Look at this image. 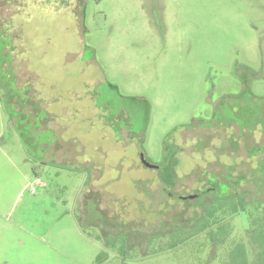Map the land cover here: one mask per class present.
Masks as SVG:
<instances>
[{"label":"rangeland","instance_id":"1","mask_svg":"<svg viewBox=\"0 0 264 264\" xmlns=\"http://www.w3.org/2000/svg\"><path fill=\"white\" fill-rule=\"evenodd\" d=\"M156 3L0 0V264L255 260L243 214L161 249L200 189L264 197V0Z\"/></svg>","mask_w":264,"mask_h":264},{"label":"trees","instance_id":"2","mask_svg":"<svg viewBox=\"0 0 264 264\" xmlns=\"http://www.w3.org/2000/svg\"><path fill=\"white\" fill-rule=\"evenodd\" d=\"M12 99L13 101H10V104L5 108L9 114L11 107H16L15 99ZM25 104L21 108L16 107L17 111L21 114V118H24L25 115L23 112ZM251 153L260 155L258 152L255 153L254 150ZM261 162L264 164L263 161ZM176 165L177 163L174 161L173 164L171 163L170 166L168 165V167L159 171V177L166 190H172L177 186ZM247 186L241 189L240 185L233 182L229 184V190L226 193L217 192L219 184L218 187L210 190L211 198L207 202L200 203L198 206L200 207L199 210L194 212L191 219L177 224L174 229L169 227L164 232L168 233L166 237L168 236L169 240L161 251L163 252L165 249L171 251L175 248L183 247V244H187V242L202 234H207L211 243L225 245L233 232L229 218L243 214L248 216L249 219V245L255 248L253 253L256 257L255 260L251 258L249 247H246L247 244L238 243L229 251L228 262L229 264H264V197L262 198L259 192H256L257 189H254L253 193L251 190H246ZM255 192L257 194H254ZM99 258L98 256L97 261Z\"/></svg>","mask_w":264,"mask_h":264},{"label":"flooded vegetation","instance_id":"3","mask_svg":"<svg viewBox=\"0 0 264 264\" xmlns=\"http://www.w3.org/2000/svg\"><path fill=\"white\" fill-rule=\"evenodd\" d=\"M157 6L159 7V8H164V3H163V0L161 1V0H157ZM163 168H162V166L160 165V168L158 167V170L159 171H161ZM162 182V181H161ZM260 182H262V181H260ZM163 183V182H162ZM205 183V182H204ZM176 185H177V183H176ZM229 185H227L226 186V188H229L228 187ZM213 188H203L202 190L200 189V191H197L193 196H196L194 199H191V197H193V196H190V197H187L186 199H188V200H191V201H199V200H202L203 202L205 201V202H207L208 201V199L209 198H211V195H210V193H211V191L210 190H212ZM241 189H244L243 187L241 188ZM173 190V189H172ZM171 189H169V190H164V189H162V191H163V193H165V194H167L168 196H171L172 198H174L175 196H176V193H174V192H171L172 191ZM198 203H200V202H198ZM93 225H94V222H91ZM98 226H100V224H96V226H95V228H97ZM107 230V231H106ZM103 229V231H105V232H108L109 231V229Z\"/></svg>","mask_w":264,"mask_h":264},{"label":"water","instance_id":"4","mask_svg":"<svg viewBox=\"0 0 264 264\" xmlns=\"http://www.w3.org/2000/svg\"><path fill=\"white\" fill-rule=\"evenodd\" d=\"M196 196L191 197V199H194Z\"/></svg>","mask_w":264,"mask_h":264},{"label":"crops","instance_id":"5","mask_svg":"<svg viewBox=\"0 0 264 264\" xmlns=\"http://www.w3.org/2000/svg\"><path fill=\"white\" fill-rule=\"evenodd\" d=\"M10 121V120H9ZM51 129V128H50ZM52 132V130H50Z\"/></svg>","mask_w":264,"mask_h":264}]
</instances>
